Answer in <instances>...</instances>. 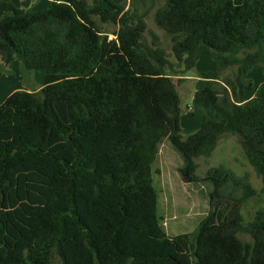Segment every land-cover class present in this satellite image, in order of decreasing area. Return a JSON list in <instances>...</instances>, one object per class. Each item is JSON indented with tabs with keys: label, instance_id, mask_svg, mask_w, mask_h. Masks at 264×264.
Wrapping results in <instances>:
<instances>
[{
	"label": "trees",
	"instance_id": "obj_1",
	"mask_svg": "<svg viewBox=\"0 0 264 264\" xmlns=\"http://www.w3.org/2000/svg\"><path fill=\"white\" fill-rule=\"evenodd\" d=\"M28 6L0 0L2 61L45 73L39 90L14 91L0 105V264H52L55 252L62 264H264V208L248 223L241 211L258 194L251 183L224 167L208 171L230 207L224 220L201 222L190 261L179 258L187 235L171 238L161 224L153 183L165 138L183 156L185 179L198 181L197 158L231 133L264 192V82L244 99L254 89L248 75L264 71V0H165L156 10L184 71L203 52L218 70L236 67L226 84L217 77L194 93L228 116L204 115L186 136L166 73L173 61L143 41L147 22L137 8L126 0ZM97 18L117 27L114 38Z\"/></svg>",
	"mask_w": 264,
	"mask_h": 264
},
{
	"label": "rangeland",
	"instance_id": "obj_2",
	"mask_svg": "<svg viewBox=\"0 0 264 264\" xmlns=\"http://www.w3.org/2000/svg\"><path fill=\"white\" fill-rule=\"evenodd\" d=\"M25 1L28 4H34L39 0H23L21 3ZM45 1L47 2V0ZM87 1L90 5L98 2V0ZM116 1L122 2L124 0ZM164 3L165 0H126V8L131 10L137 8L144 14L147 29L143 34V41L148 44L156 42L158 47L173 61L174 67L167 69L166 73L170 76L181 97V125L186 136L187 133L194 132L199 128L204 115L219 120L228 113V109L225 107L219 105L206 106L195 101L192 91L198 89L197 84H200L202 76H211L214 79L218 77L220 82L226 84L228 79L233 78L236 67L231 66L218 70L216 58L211 54L201 53L202 57L200 56L195 67L187 72L184 71V65L175 60L170 34L155 22V12ZM97 20L103 35L108 36L110 39L114 38L113 33L117 27L110 23H103L99 18ZM18 61L20 69L17 65L6 67L4 64V66H0L2 69L0 87L2 86L5 90L7 88L11 89L18 81L19 84H17L19 87H23L24 90L26 88L39 90L44 85L45 73L35 70L23 71L21 62ZM186 74L188 75L187 79L181 78ZM248 78L252 79L254 89L246 90L245 100L252 95L254 96L255 87H258L264 79V71L255 69L248 75ZM230 99L233 100L231 94ZM196 161L198 162L196 174L199 180L187 181L181 172V168L184 166L183 156L174 148L169 139L165 138L160 144V150L153 165V183L158 192V214L161 224L171 238L187 235L179 247V258L187 261L191 260L190 240L198 230L201 222H207L210 217H212V220L214 217V222H219L228 215L230 204L223 200L226 191L222 190L221 193H216L213 182L206 178L210 169L216 167L230 169L237 176L251 183L258 191L256 196L242 204L241 211L245 223L253 221L257 211L264 208L261 177L249 163L237 135L224 134L211 156H201ZM214 193L215 195H213ZM240 194L241 192L237 191V195ZM211 210L213 211L212 214H210ZM239 237L243 241H252L248 233H239ZM52 264H62L61 258L56 252L52 258Z\"/></svg>",
	"mask_w": 264,
	"mask_h": 264
},
{
	"label": "crops",
	"instance_id": "obj_3",
	"mask_svg": "<svg viewBox=\"0 0 264 264\" xmlns=\"http://www.w3.org/2000/svg\"><path fill=\"white\" fill-rule=\"evenodd\" d=\"M10 1H12V2H14L17 6H20V7H22V1L23 0H10ZM50 2V0H47V2L45 1V0H39V1H37V2H35L34 4L33 3H31V4H29V6L28 7H26V9H31V10H35V9H40V8H43L44 6H46L47 5V3H49ZM203 53H205V52H203ZM202 57V56H201ZM11 65V66H10ZM13 65H17V67H19V69H20V63H19V61L18 60H14L11 64H9V65H6V67H12ZM0 66H4V62L2 61V58H1V55H0ZM5 67V68H6ZM0 70H1V68H0ZM2 71V70H1ZM1 74H2V72H1ZM2 76V75H1ZM20 76V75H19ZM188 75L186 74V75H184V76H182L181 78H185V79H187L188 77H187ZM18 77V76H17ZM203 78H201V82H200V84H197L198 85V89H203L205 86H206V84H207V82L209 81V80H213L214 78H212L211 76L209 77H205V76H202ZM20 78H22V76H20ZM264 82V79L259 83V85L261 84V83H263ZM18 83V81L16 82V84H15V86L14 87H12L11 89H9V88H7V90H5L2 86L0 87V105L6 100V98L11 94V93H13L14 91H17V90H24L23 89V87H19V83ZM258 87H255V92H256V89H257ZM26 90L27 91H34L33 89H27L26 88ZM38 90V89H37ZM197 89H195V90H193L192 91V94H193V96H194V93H195V91H196ZM36 91V90H35ZM254 92V93H255ZM251 97H253V95L251 96ZM250 97V98H251ZM249 98V99H250ZM194 99H195V97H194ZM228 116V113H227V115H223L222 117H221V119L222 118H226Z\"/></svg>",
	"mask_w": 264,
	"mask_h": 264
},
{
	"label": "water",
	"instance_id": "obj_4",
	"mask_svg": "<svg viewBox=\"0 0 264 264\" xmlns=\"http://www.w3.org/2000/svg\"><path fill=\"white\" fill-rule=\"evenodd\" d=\"M0 77H1V70H0Z\"/></svg>",
	"mask_w": 264,
	"mask_h": 264
}]
</instances>
